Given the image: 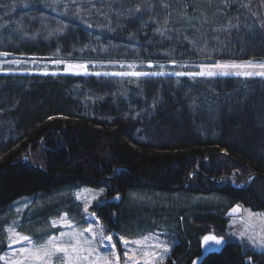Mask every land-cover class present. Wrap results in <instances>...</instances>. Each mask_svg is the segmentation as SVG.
Returning <instances> with one entry per match:
<instances>
[{
  "label": "trees",
  "instance_id": "obj_1",
  "mask_svg": "<svg viewBox=\"0 0 264 264\" xmlns=\"http://www.w3.org/2000/svg\"><path fill=\"white\" fill-rule=\"evenodd\" d=\"M183 1L192 8L189 0ZM173 3L72 0L67 12L57 16V32L50 36L44 27L52 32L49 23L54 21L44 17L52 13L45 0H0V14L19 19L24 33H42L36 41L16 39L15 53L58 50L88 60L127 53L153 62L161 61L168 49L167 39L156 30L160 16L172 11ZM237 19L234 7L225 19L209 24L228 26L230 21L233 30L227 41H235L238 55L264 57L262 34L247 37L240 30L250 31L253 25L233 26ZM169 24L182 27L178 21ZM238 34L241 40L236 42ZM252 174L239 189L222 180L230 177L238 186ZM85 184L104 186L107 196L119 195L118 202H107L96 212L111 222L109 214L115 210L117 229L126 233L128 225L153 213L130 208V190H180L187 199L215 195V201L197 203L190 212L173 216L178 241L166 264H189L199 253L201 225L224 231L225 211L234 203L264 209V79L122 81L93 75L0 74V209L21 197ZM248 258L264 264V251L243 253L238 243L227 241L200 264H248Z\"/></svg>",
  "mask_w": 264,
  "mask_h": 264
},
{
  "label": "rangeland",
  "instance_id": "obj_2",
  "mask_svg": "<svg viewBox=\"0 0 264 264\" xmlns=\"http://www.w3.org/2000/svg\"><path fill=\"white\" fill-rule=\"evenodd\" d=\"M72 0H45L49 3L52 10L51 15L44 17L54 21L53 31L49 32L48 28L44 27V32L47 35H53L58 29V17L67 12V4ZM192 8H187L183 0H174L172 4L173 10L167 11L166 14L160 16V25L158 23L157 32L161 34L163 39H167L166 44L168 49L164 52V57L161 61H148L144 58H138L131 54H122L121 56H113L112 58H102L101 60L84 59L83 55L71 57L70 55L62 54L58 50L49 54H22L15 53L14 48L16 39H25L36 41L42 33H24L21 29L19 19H7V15L0 14V74L4 75H19V74H68V75H93L102 77L123 79H139L143 77H242L247 76L235 75L236 72H257L264 71L260 67H247L240 69H218L213 67L217 63L220 64H244L251 62L255 65L264 64V57L245 58L238 55L234 42L227 41V34L233 30L230 21L228 26L212 25L209 22L225 19L230 10L234 7L237 10V16L244 23L237 19L238 23L233 26L253 25L249 27L250 31H243L247 37L261 33L264 38V0H189ZM190 4V5H191ZM207 5L211 10H203ZM229 5V6H228ZM167 7V1H165ZM234 6V7H233ZM149 10V8H146ZM198 10V11H197ZM14 11V10H13ZM212 11V12H211ZM136 12H140L138 9ZM158 14H160L158 12ZM10 16V15H8ZM58 16V17H57ZM6 17V18H5ZM55 17V18H52ZM187 17L188 20L183 18ZM212 17V19H210ZM202 18V19H201ZM205 18V19H204ZM33 19V18H32ZM170 21H178L182 24L180 28H174ZM42 21V19H41ZM153 22L157 20L152 19ZM99 28V27H98ZM182 28V29H181ZM205 28V29H203ZM102 29V28H101ZM61 31V28L59 32ZM20 34V36H19ZM37 34V35H36ZM27 35V36H26ZM241 35L238 34L236 42L241 40ZM42 40L46 37H41ZM101 51L107 52L106 46H100ZM133 53L134 50H128ZM238 55L240 57H233ZM68 65H84V68H68ZM131 66V67H130ZM163 73L162 75H147V76H131V75H113V73ZM201 71H212L216 73L213 76H190L188 73H199ZM227 72V75L220 74ZM99 73L100 75H96ZM180 73V75H177ZM254 77V76H251ZM256 77V76H255ZM262 79L264 77L257 76ZM252 175L246 177L244 181L251 179ZM223 181L226 178L222 179ZM233 183V182H232ZM244 183V182H243ZM242 183V184H243ZM242 184L238 185L241 186ZM85 189L91 190L83 191ZM80 199H77V196ZM127 205L130 208L144 209L149 212L147 217L141 218V222L137 220L128 225L130 230L127 233L117 229L118 221L117 212L109 214L111 222L99 216L96 212L107 202H118L119 195H106V189L100 185L85 184L75 188H61L56 191L36 194L34 196L21 197L4 208L0 209V256L5 257V260H0V264H11V261L20 259L21 254L19 249L31 247L26 241L11 244L9 240L10 227L21 235L28 236L37 244H43L49 236L60 237L61 232L68 233L72 231L83 232V239L93 240L90 233L84 232L89 224L93 225L94 231L99 233L100 229L95 227V220L98 219L103 225L105 235H112L113 243L116 244V252L120 257L119 264H124L127 259L125 252L128 249L136 251L139 264H143L140 259L143 251H160L154 249L153 246L157 243H163L168 246V252L163 254V260L157 259L155 264H166L167 259H171V253L174 244L178 241L176 238L175 220L173 216L179 214L180 211L190 212L191 207L195 204L205 201H215V195H194L187 197L180 190H146L133 189L127 192ZM186 201V202H185ZM117 204V203H116ZM87 205L88 211L85 212ZM184 205V206H183ZM239 206V211L232 212V209ZM247 210V211H245ZM260 214L249 216L248 213ZM95 214V216L91 215ZM67 217L70 222L68 225L58 223L55 227L52 226L53 221H59L62 216ZM141 216V214H139ZM227 217L226 229L222 232L214 231V228L209 225H201L203 232H213L216 235L224 237L227 241H235L241 247L243 253L248 251H264V247L259 246L261 241H264V209L253 210L249 207L234 203L228 206L224 214ZM148 219V220H147ZM138 223V224H137ZM181 226V225H180ZM184 230L179 227V230ZM245 232L241 237L240 232ZM216 232V233H215ZM203 233V234H204ZM202 234V235H203ZM199 237V240L201 236ZM123 236L128 241L141 239L145 236H150V239L143 245H135L129 243L125 246L120 242L119 238ZM66 239V238H64ZM255 240L257 243H253ZM91 247L97 248L102 255H111V247L107 241L101 242L99 236L93 240ZM131 254V253H129ZM249 259V258H248ZM171 263H174L172 261ZM248 264H254L253 260L249 259ZM114 264H116L114 260ZM131 264V262H129Z\"/></svg>",
  "mask_w": 264,
  "mask_h": 264
},
{
  "label": "snow or ice",
  "instance_id": "obj_3",
  "mask_svg": "<svg viewBox=\"0 0 264 264\" xmlns=\"http://www.w3.org/2000/svg\"><path fill=\"white\" fill-rule=\"evenodd\" d=\"M84 68V65H68V68ZM131 67V66H130ZM213 67L218 69H240V68H247V67H260L264 68V64L255 65L251 62H245L244 64H220L217 63ZM163 73H141V72H128V73H113V75H131V76H147V75H162ZM216 73L212 71L204 72L201 71L199 73H188L190 76H213ZM222 75H227V72H221ZM96 75H100L99 73H96ZM177 75H180L178 73ZM235 75H243L247 77L251 76H261L264 77V71H257V72H250V71H244V72H236ZM83 191H91L88 189H85ZM77 199H80V196H77ZM88 211L87 205L85 206V212ZM239 211V206L237 208L232 209L233 213H236ZM247 211V210H245ZM95 216V214H91ZM248 215L251 217L253 215H260V214H253L248 213ZM58 223H61L62 225H68L69 227L70 222L67 220L66 215L62 216L59 221H53L52 226L55 227ZM95 227L99 228L100 231L97 233L94 231L93 225L89 224V226L84 229V232H88L92 235L93 240L99 236V239L101 242L107 241L109 246L111 247V255H102L100 251L97 248L91 247L93 240L83 239V232H68L64 233L61 232L60 237L56 236H49L48 239L40 245L35 244L32 239L28 236L21 235L20 233L16 232L14 228L10 227L8 229L10 235V245L19 243L20 241H26L31 247L28 248H21L19 249V253L21 254L20 259H15L11 261V264H114V260L116 264H119L120 257L117 255L116 252V244L113 243V237L112 235H105L103 225L101 222L96 219L95 220ZM241 237L245 235V232H240L239 234ZM66 238V239H64ZM150 239V236H145L141 239L128 241L123 236L119 238L120 242H122L125 246H127L129 243L135 244V245H143L146 241ZM209 240L214 241L216 244L221 243L220 239H217L215 236H205L204 241L208 242ZM253 243H257L255 240H253ZM259 246L264 247V241H261L259 243ZM154 249H159L160 251H143L140 259L143 260V264H155L157 259L163 260V254L168 252V246L166 244L157 242L154 246ZM131 253V254H129ZM125 256L127 259L124 261V264H139V261L137 260L136 251L132 249H128L125 252ZM0 260H5V257L0 256ZM6 264L8 262L6 261Z\"/></svg>",
  "mask_w": 264,
  "mask_h": 264
},
{
  "label": "water",
  "instance_id": "obj_4",
  "mask_svg": "<svg viewBox=\"0 0 264 264\" xmlns=\"http://www.w3.org/2000/svg\"><path fill=\"white\" fill-rule=\"evenodd\" d=\"M29 162H31L29 160ZM254 174H252L253 176ZM225 181H228V183L236 188V189H239V188H243L246 183H247V180L244 181V183L241 185V186H237V185H234V183H232V180L230 177H227ZM215 236L217 239H220L221 240V243L219 244H216L214 241L212 240H209L208 242H205L204 241V237L205 236ZM226 244V240L224 239V237L220 236V235H216L214 234L213 232H206L204 233L200 240H199V253L198 255H196L195 257H193L190 261L189 264H200L202 262V260L209 254V253H214V252H219L220 250H222V248L224 247V245Z\"/></svg>",
  "mask_w": 264,
  "mask_h": 264
},
{
  "label": "bare ground",
  "instance_id": "obj_5",
  "mask_svg": "<svg viewBox=\"0 0 264 264\" xmlns=\"http://www.w3.org/2000/svg\"><path fill=\"white\" fill-rule=\"evenodd\" d=\"M234 7V6H233ZM233 10V9H232ZM202 19V18H201ZM205 19V18H204ZM224 23V22H223ZM226 24V23H225ZM29 157V156H28ZM31 160V159H30Z\"/></svg>",
  "mask_w": 264,
  "mask_h": 264
}]
</instances>
